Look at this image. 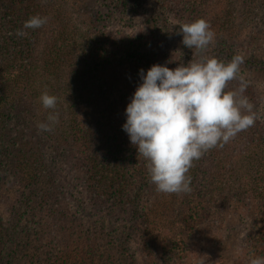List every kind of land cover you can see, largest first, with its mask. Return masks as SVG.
Returning a JSON list of instances; mask_svg holds the SVG:
<instances>
[{
	"label": "trees",
	"instance_id": "trees-1",
	"mask_svg": "<svg viewBox=\"0 0 264 264\" xmlns=\"http://www.w3.org/2000/svg\"><path fill=\"white\" fill-rule=\"evenodd\" d=\"M97 1L0 0V188L19 175L28 188L27 193L17 191V196L11 198L14 201L11 205L2 207L0 203V264H107L99 250L100 241L96 239L100 228L94 223L84 224V215L94 212L85 213L86 208L81 213L72 211L67 202L60 203L62 207L59 208L49 201L48 190L38 187L43 178L39 172L44 158L46 161L54 157L56 162L58 156L65 161L63 168L72 172L77 193L82 199L86 195L97 204L95 210L101 212L109 194L110 206L116 200L131 201L134 195L135 199L139 197L143 201L139 184L145 187L146 205L131 209V220L134 218L139 223L143 245L153 258V262L147 259L146 264H176L170 253L176 242L162 229L169 228L176 233L174 227L189 216L187 212L193 203L195 219L200 221L223 207L221 200L225 199V192L220 189L225 186L223 175L226 171L232 172L230 166L244 157L235 147L238 134L223 147L213 148L194 161L187 174L191 176L190 193L156 191L147 168L142 171L146 161L138 159L137 147L131 144L129 135L123 130L127 105L142 80L133 78L136 86L128 85L126 92H118L115 89L121 88L118 79L124 78L119 66L122 63L133 66L134 75L139 76L141 69L146 74L153 64L167 63L170 68L177 67L180 62L186 64L195 50L182 44V34L178 35L181 50L177 45L169 49L159 18L147 22L148 26L136 35L114 39L113 33L103 24L102 14L92 5ZM159 1L164 13L169 10L170 17L175 16L181 22L199 18L209 22L207 12L214 7L215 12L226 17L233 26L234 16L247 21L251 2ZM106 3L122 7V12L143 7L141 0H109ZM258 3L264 6V0H257ZM37 14L48 17V22L39 29H24L27 34L18 37L17 29L23 28L24 22ZM216 18L220 21L219 16ZM209 23L211 27H220V22ZM240 25L245 26H236ZM234 47L227 48V55ZM45 89L58 98L55 111L59 113V120L51 131H41L37 127L39 122H46L53 111L45 109L39 101ZM252 90L248 85L245 94L249 98ZM255 124L254 136L249 137L248 144L252 146L264 143V129L258 119ZM49 150L53 152L44 155ZM136 163L139 167L133 172ZM204 168L217 178L218 186L214 191L209 186L198 189L197 176ZM248 185L243 184L240 190L249 194L252 188ZM54 188L65 201L74 196L72 190L59 184H54ZM90 200L87 205L91 204ZM115 208L117 213H129L123 206ZM121 243L116 247L119 250L126 248V244ZM162 250L169 254L167 258L161 254ZM115 261L112 258V262Z\"/></svg>",
	"mask_w": 264,
	"mask_h": 264
},
{
	"label": "rangeland",
	"instance_id": "rangeland-1",
	"mask_svg": "<svg viewBox=\"0 0 264 264\" xmlns=\"http://www.w3.org/2000/svg\"><path fill=\"white\" fill-rule=\"evenodd\" d=\"M141 1L143 7H137L133 10L128 9L124 12L121 11L122 7L119 9L116 6H109L110 3L101 0L92 5L102 14L103 24H106L109 32L116 36H113L114 39L120 38L119 40H121L123 35L127 36L128 34L136 35L148 26L147 22L159 18L162 22L159 23H161L160 25L166 33L164 36L168 40H165L168 43V45H165L169 49L171 47L176 48L174 46L177 45V48L181 50L179 48L180 39L178 34H176L179 26H174L181 21L177 20L175 16L170 17L168 14L169 10L164 13L160 7L159 0ZM246 1H251L250 4L248 2L250 10L248 9L247 21L234 16L232 21L235 26L229 24L226 17H222L219 12L216 13V8L213 7L208 10L210 21L214 23L220 22V27H211L215 33L213 43L210 44L209 49L205 53H196V55L197 58L200 55H208L220 60L229 59L236 54L244 57L240 70L241 74L249 82L248 85L253 87V95L249 98L247 94H244L255 105V111L259 117L258 121L264 129V31L262 30L264 28V6L260 3L256 4L257 0ZM206 2L213 4L216 0H206ZM207 13H205L206 18ZM72 16L76 19V14ZM216 16H219L220 21H217ZM238 24H245V26H236ZM157 34L159 35L160 31H157ZM222 46L224 47L222 48ZM229 46L234 47V50H231L230 54L227 55L226 50ZM119 63L122 62L120 61ZM126 65L122 63L119 66V71L124 78L120 77L118 79L121 88H115L118 92L122 91V93L127 91L128 85L136 86L133 78H141L140 75H134L135 69L133 66ZM238 86V80L232 81L229 84V89ZM117 97H119L118 94ZM256 127L257 124H254L246 131H242L245 134L240 132L237 136L238 145L235 144V147L237 151L244 153V157H242V161L239 160L241 163H233L230 166L232 172L227 173L225 170L226 172L223 175L225 186L223 187L222 185L220 187L225 192V199L221 200L223 207L217 211L212 212L211 210L210 216L206 217L204 221H200L195 219V203H193L187 212L189 216H186L187 218L184 217L185 221H181L177 227H174L176 233L174 231L171 232L169 228L167 230L162 229L165 235H168L176 242V247L173 250L171 249L172 252H170L176 260V264H199L202 255L207 260V264H249L250 256H264V143L261 141L254 146L248 145L249 137L254 136ZM262 140L264 141V137ZM51 152L53 151L49 150L44 155H49ZM54 160V157L52 159L46 158V161L45 158L42 159L43 168L39 173L43 178L38 183V187L42 190L44 189L43 191L48 190L49 201L55 202L59 208L62 207L60 203L64 205L67 202L70 203L72 211L81 213L86 208L85 213L87 211L94 212L92 215H84L83 220L86 226L94 223L95 226L100 228V235L96 239L100 241L98 246L103 255L102 259L107 264H146L147 259L152 261V256L150 257L149 251L143 245L139 223L135 222L134 218H132L133 221L131 220V209L142 208L146 205L144 199L146 200L147 189L139 184L140 192L142 191L140 196L143 197V201L139 200V197L135 199L136 196L134 195L131 197V201L116 200L112 202L114 205L111 206L112 199L108 193L109 191H107L109 197H105L107 202L101 212V210H95L96 207L94 205L97 204L86 195L82 199V195L77 193L78 187L75 186V178L72 172L64 170L65 161L59 159L58 156L56 157L57 163ZM137 167L139 166L136 163L132 167L133 172ZM239 168L240 171H238ZM145 169L146 166L142 167V171ZM19 177L20 175L15 180L3 183L0 188V194H2L0 195V203H2V207L14 203L11 198L17 196V191L22 194L23 192L27 193L26 183L22 177ZM197 178L199 180L198 189L209 186L214 191L215 187L218 186L217 178H213V176L208 174L207 168H204L202 172L200 171ZM245 183H248V186L252 188L249 194L240 190ZM54 184H59L64 189L72 190L73 198H68L67 201L62 199L54 188ZM83 189L85 192V186H83ZM133 191L134 187L131 189L132 193ZM81 200H83V203H81ZM88 200H90V205L86 204ZM203 200L205 201V197ZM116 206L128 208L129 213H126V211L117 213ZM2 213H4L3 209ZM190 213L192 214L190 215ZM121 242L126 244V248L119 250L116 247H120ZM164 252L165 250H162L161 254L167 258L169 254ZM45 256L46 254L43 257L45 258ZM54 258L56 257L52 259ZM112 258L116 261L112 262Z\"/></svg>",
	"mask_w": 264,
	"mask_h": 264
},
{
	"label": "clouds",
	"instance_id": "clouds-1",
	"mask_svg": "<svg viewBox=\"0 0 264 264\" xmlns=\"http://www.w3.org/2000/svg\"><path fill=\"white\" fill-rule=\"evenodd\" d=\"M47 22L48 17L33 15L16 35L25 36L24 29H39ZM176 25L182 44L195 50L191 60L175 68L153 64L146 74L141 69L142 83L127 105L123 124L137 147L138 159L146 161L150 183L164 194L190 193L191 176L187 174L194 161L223 147L259 118L244 94L249 84L240 70L244 57L236 54L228 61L208 55L197 58L196 53H205L214 41L210 23L199 18ZM237 80L239 86L229 89L230 82ZM39 101L53 111L37 127L51 131L59 120L58 98L45 89ZM199 264H207L203 255ZM249 264H264V256H250Z\"/></svg>",
	"mask_w": 264,
	"mask_h": 264
}]
</instances>
